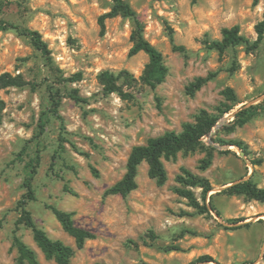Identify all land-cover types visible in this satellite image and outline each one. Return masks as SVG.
Returning <instances> with one entry per match:
<instances>
[{
    "label": "rangeland",
    "instance_id": "374dc122",
    "mask_svg": "<svg viewBox=\"0 0 264 264\" xmlns=\"http://www.w3.org/2000/svg\"><path fill=\"white\" fill-rule=\"evenodd\" d=\"M124 1L142 25L144 39L163 56L167 75L155 89L142 80L147 55H129L133 19L107 18L101 31L98 19L111 10L113 0H0V21L37 31L50 50L43 57L16 30L0 31V74L18 82L0 90L5 104L0 122V264H18L14 232L40 264H56L45 258L29 229L16 225L24 165L37 150L36 200L27 205L37 227L52 240L74 247L48 208L54 206L71 213L75 226L95 234L76 251L72 264H264V203L223 193L244 179L264 188V114L242 127L225 129L232 127V115L241 107L255 105L264 96V39L252 52L244 46L222 55L207 49V43L221 39L223 28L232 26L254 41L264 0ZM173 46L185 51H174ZM234 54L238 68L231 73ZM103 72L118 76L117 86L129 97L107 93L99 78ZM209 73L217 75L194 96L186 94L189 83ZM76 74L80 77L71 80ZM225 88L234 91L239 104L204 138L215 149L207 168L201 169L206 152H180L175 161H163V186L148 177L142 163L137 188L126 198L105 194L123 177L132 147L167 131L180 133L201 110L216 114ZM72 90L86 102L71 100ZM52 97L59 101L63 131L61 121L50 113ZM42 115L48 121L37 138ZM61 134L64 148L50 170ZM213 138L241 142L246 152ZM181 168L210 183L206 202L214 195L220 216L195 214L174 192ZM64 184L70 192L64 191ZM192 191L202 203L201 188ZM169 247L177 250L166 251ZM202 257H208L206 262Z\"/></svg>",
    "mask_w": 264,
    "mask_h": 264
},
{
    "label": "trees",
    "instance_id": "16d2710c",
    "mask_svg": "<svg viewBox=\"0 0 264 264\" xmlns=\"http://www.w3.org/2000/svg\"><path fill=\"white\" fill-rule=\"evenodd\" d=\"M190 1L191 3H194L196 0ZM253 2L256 4L258 0H253ZM117 15L133 19L134 29L131 33L132 47L130 48L129 55L134 56L139 52H143L147 55L148 63L143 71L142 80L152 89H155L158 85L164 82L167 75V68L164 65L162 54L144 39L142 34V25L138 21L135 12L124 0H113L111 10L99 17L98 23L101 31L104 30L105 19L115 17ZM7 28H12L20 35L27 37L31 46L43 57L49 56L50 50L37 31L20 30L16 26L7 25L0 21V31L6 30ZM255 32L257 34L256 39L254 41H250L240 34L238 26L223 28L221 30V39L207 43V49L215 50L221 55L228 50H232L235 53L236 48L240 46H244L246 52L256 50L259 48L264 39V15L262 20L256 24ZM173 50L184 52L185 48L182 46H173ZM237 68L238 65L236 55L234 54L229 71L232 73L237 70ZM216 75L217 73H209L206 77L195 78L186 87V94L194 96L197 91H199L208 81L215 78ZM79 77L80 74H76L73 78H71V80L78 79ZM99 78L104 84V88L107 93H116L122 98L129 97L127 93H123L117 86L116 83L119 78L118 76L109 72H103L100 74ZM11 86H18V82L15 78L11 77L7 73L0 74V90ZM221 94L224 97V101L219 104L216 109V114H210L205 110H201L194 117L193 122H188L182 125L180 133L167 131L160 136L149 138L143 145L132 147L127 157L123 177L111 186L105 194L120 195L121 197L126 198L137 188L136 177L138 168L142 163H146L147 165L148 177L154 180L158 186H163L167 181V172L163 161H175L178 153L180 152L185 154L194 153L196 151L206 152V158L201 161V169L207 168L211 164L212 151L215 149L207 146L203 140L211 133L218 120L224 115L229 114L239 104V101L231 88H225ZM69 98L76 104L86 102V100L82 98L76 90H72L69 93ZM4 107L5 104L0 98V122L2 121ZM58 107V99L56 97H52L50 113L61 121V131H63L64 125L58 114ZM260 114H264V100L255 105L241 107L233 114V120L231 121L232 127H225V129L231 130L235 126L242 127L252 118L259 116ZM47 121L48 117H44V115L40 117L37 125V138L42 136L44 133ZM213 140H216V138H213ZM216 141L225 145H236L246 152V146L241 142L232 140L226 142L219 139ZM64 142L65 138L61 134L58 138V151H56L55 155L52 157L49 168L50 170L53 167V162L56 155L59 153V149L62 150L64 148ZM39 160L40 156L39 151L37 150L35 155L29 158L24 165L25 177L22 182L24 193L16 202L15 208L19 215L16 225H23L25 228L30 230L33 241L47 260H54L56 264H72L71 259L74 257L76 251L82 250L87 241L95 239V234L75 226L71 213L61 211L54 206H49L48 208L61 225L63 231L73 239L74 247L65 245L59 240H52L42 229L37 227L31 212L27 209V205L28 203L36 200L33 179L37 172ZM259 163L260 161L254 164L256 165ZM176 182L179 187L174 188V192L179 197L187 201L188 207L192 208L195 214H209V212L212 211L216 212V214L220 216V213L215 209L212 203L214 195H211L209 202H206L207 195L211 191V185L206 179L195 176L185 168H181V174L176 177ZM193 188H201L202 203H200L195 197L194 192L192 191ZM63 189L64 191L70 192L66 184H64ZM223 193L227 195L243 196L247 200L264 203V188L258 187L252 179L229 186ZM245 226H249V223ZM12 245L18 254V264H40L36 258L35 252L19 238L16 232L13 233ZM165 250H177V247H169ZM207 258L208 257H202L200 260H202V262H206Z\"/></svg>",
    "mask_w": 264,
    "mask_h": 264
},
{
    "label": "water",
    "instance_id": "95a60500",
    "mask_svg": "<svg viewBox=\"0 0 264 264\" xmlns=\"http://www.w3.org/2000/svg\"><path fill=\"white\" fill-rule=\"evenodd\" d=\"M262 100H264V96L262 97V98H260L259 100H257L256 102H260V101H262ZM253 104V103H252ZM252 104H249V105H247V106H245V107H248V106H250V105H252ZM233 116V115H232ZM225 119L226 118H224V119H222L219 123H217V125H215V127L212 129V131H211V134H213L215 131H216V129L220 126V125H222L224 122H225ZM240 155L243 157L244 156V153H243V151H240ZM247 179H244V180H242V181H240V182H243V181H246ZM240 182H238V183H240ZM235 184H237V183H235ZM234 185V184H233ZM232 186V185H231ZM226 188H228V187H226ZM212 212V211H211Z\"/></svg>",
    "mask_w": 264,
    "mask_h": 264
}]
</instances>
